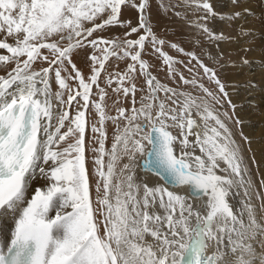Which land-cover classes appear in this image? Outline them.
Instances as JSON below:
<instances>
[{"label": "snow or ice", "instance_id": "1", "mask_svg": "<svg viewBox=\"0 0 264 264\" xmlns=\"http://www.w3.org/2000/svg\"><path fill=\"white\" fill-rule=\"evenodd\" d=\"M154 7L191 50L157 34ZM240 17L211 0H0V264H264V197L220 76L235 38L215 27Z\"/></svg>", "mask_w": 264, "mask_h": 264}, {"label": "bare ground", "instance_id": "2", "mask_svg": "<svg viewBox=\"0 0 264 264\" xmlns=\"http://www.w3.org/2000/svg\"><path fill=\"white\" fill-rule=\"evenodd\" d=\"M240 2L241 1H239V3ZM248 2L250 3V1ZM247 4H248L247 0L242 1V5L239 6V8L241 9L240 19L236 21H232L230 25H233L235 27L236 24H240L247 30L251 31L252 35L243 36L247 38L245 41L243 40V38L240 39V36H238V38L235 37V41L233 43L222 44L221 48L223 49V51L242 50V53L245 56L248 54V52H245L244 49L245 47L250 45L253 48L252 51L259 54L257 56V61L251 62L250 67L244 66L242 64H237L236 62H235V67L230 66L231 64H225L224 74L228 78L230 84L235 85V87H230L228 89V92L231 96L233 103L237 105L235 111L236 115L238 116L239 119L243 120V131L250 138H252L249 144L250 149L257 152L255 155L257 161V168H256L251 158V155L248 153L246 145L242 142L238 132L233 128L234 132L236 133L235 139L241 144L243 148L244 157L248 163L249 171L251 173L250 178L254 185L253 190L259 193L261 196L262 193L261 182L264 181V126L262 124H259V120L264 121V66L262 69V65H264V34L262 33L263 27H258L256 19L254 18L255 19L254 21L252 19V16H249L250 15L249 11L251 10L249 8L251 7V5L248 6L249 4L248 5ZM259 12L261 14H264L263 10ZM261 17L262 16H260V18ZM260 20L258 19V21ZM220 24H221L220 26L221 29L223 26L226 25V22L221 20ZM258 35L259 37L257 38L256 36ZM247 40L249 41L247 42ZM260 70L262 75V79H260L262 81L261 82L262 88L258 87L253 82H251V84H254L255 86L248 87L247 91H245L244 89L247 86L243 81H245L247 78H244L243 75H245L249 71L252 74H254L256 71H260ZM237 85H241V86L236 87ZM197 154H199L198 149H197ZM218 174H222V173L218 172ZM145 179L148 180L150 185L154 184L157 181V178L152 176L151 174H146ZM182 191L186 192L187 189L185 188ZM229 199H230V203H235V201L232 200L231 197ZM253 203L259 206V204L261 203V199L259 197H254ZM13 227L14 225L12 224L11 221H4L3 219H0V245L9 242ZM257 246L259 247V242H257Z\"/></svg>", "mask_w": 264, "mask_h": 264}, {"label": "rangeland", "instance_id": "3", "mask_svg": "<svg viewBox=\"0 0 264 264\" xmlns=\"http://www.w3.org/2000/svg\"><path fill=\"white\" fill-rule=\"evenodd\" d=\"M239 1H241V2L238 3L237 5H233L232 0H211V2L214 4L215 9L218 12H221V13L240 12L241 9L239 8V6L242 5V1L243 0H239ZM248 1H250V3ZM168 2H169V0H165V3H168ZM173 2H174V0H173ZM247 3L249 4V5L247 4L248 6L251 5V7H252V8L251 7L249 8V9H251L249 11V14H250L249 16H252V19L254 21L256 19L258 27H263V29L262 28L261 29H262V33L264 34V14H261L259 12L261 10H263V12H264V0H247ZM231 7H232V9H231ZM126 15L129 16V17H132V16L135 15V13L134 12H128V13H126ZM259 15L262 16V17L260 18ZM152 17H153V21L155 23V31L157 32V34L161 38H164V39H166L169 42L179 43L186 50H191L192 45H191V43H189V40L191 39V36L193 34V30L188 26V24L185 23V21H183L180 18L176 17L171 12H169L165 16L161 12H159L157 10V8H155V7L153 8V11H152ZM258 19L259 20L261 19V20L258 21ZM220 22H221V20H217L215 22V27L217 28V30H222L226 36L232 37V38H235V37L238 38V36H240V39L243 38L244 41L247 39V38H245V37L240 35V29H239L240 24H236L235 27H234L233 25H230L231 23H227L226 22V25L223 26L220 29V26H221ZM223 28H224V30H223ZM118 34H119L118 30L117 31H113L111 33H109V32L103 33V35H105V36L118 35ZM256 37L258 38L259 35L256 36ZM248 41L249 40H247V42ZM245 48L251 49L250 51H248V54L245 55V56L242 53V50H239V51H234V50L224 51L225 52L224 64H232L233 62L234 63L236 62L237 64H241L240 62H241L242 59H247L250 63L254 62V61H257V56L259 54H257L256 52H253L252 51L253 48L250 45L245 47ZM197 51L201 52V54L205 55V62L206 63H210V61H208L207 56H206V53L209 51L208 48H205L204 50L197 49ZM212 51L214 52L215 50L212 49ZM170 54H172V53H170ZM145 58L148 59V57H145ZM75 62L77 63L79 68L83 69L85 73H88V67H87L88 61H87V58H86V56L84 54H81V55L77 56L75 58ZM156 63H160V62L157 61ZM250 63H248V64H246L244 66H249L250 67L251 66ZM263 66L264 65H262V69H263ZM125 68H126V64H125L124 61H116L115 59H113L111 61V66L108 67V71L109 72L123 71ZM224 71H225L224 68L220 70V76H221L222 81L226 84V89L228 91V89L230 87H235V85L234 84L233 85L230 84V82L228 81V78L224 74ZM0 74H3V73L0 72ZM153 74L156 75L157 78L160 79L162 82L166 81V73L164 71H157V70L154 69L153 70ZM243 77L247 78L245 81H243L246 84V86H247L244 89L245 91H247L248 87H252V86H250V85H252L251 82H253L258 87L262 88V84H261L262 81L260 80V79H262L261 70L260 71H256L254 74H252L249 71L245 75H243ZM240 86L241 85H237L236 87H240ZM108 104H109V106H111L112 100H109ZM225 108L231 114V109L227 105H225ZM236 119H238V116L236 115V112H235V114L233 115V121H235ZM259 124H262L264 126V121H260L259 120ZM231 126L238 132L242 142L246 145L248 153L251 155V158H252V160H253V162L255 164V167L257 168V161H256V157H255L257 152L251 150L250 149V145H249L250 144L249 142H251L252 138H250L243 131V124L242 125H236L235 123H232ZM241 131L243 132V136L240 135ZM108 132H109V141L106 142V147H110V142H111L112 127H111L110 124L108 126ZM243 137H247L248 140L245 141ZM88 166H89V168H91V158H89V165ZM261 189H262L261 197H264V186H262Z\"/></svg>", "mask_w": 264, "mask_h": 264}]
</instances>
